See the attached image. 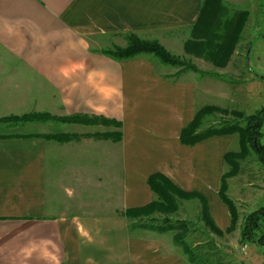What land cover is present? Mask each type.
I'll use <instances>...</instances> for the list:
<instances>
[{
    "label": "crops",
    "instance_id": "obj_1",
    "mask_svg": "<svg viewBox=\"0 0 264 264\" xmlns=\"http://www.w3.org/2000/svg\"><path fill=\"white\" fill-rule=\"evenodd\" d=\"M206 2L0 0V119H57L0 133V264H192L174 232L135 227L125 212L157 199L148 183L155 173L184 189L173 169L182 171L189 154L205 165L218 166L220 157V186L233 136L193 147L180 136L208 97H223L216 80L264 82V52H253L264 42V0L223 1L248 19L229 63H203L213 70L204 75L163 67L152 55L118 61L106 52L126 48L134 35L201 59L185 44ZM72 116L111 123L59 121ZM112 133L122 139L105 137Z\"/></svg>",
    "mask_w": 264,
    "mask_h": 264
},
{
    "label": "trees",
    "instance_id": "obj_2",
    "mask_svg": "<svg viewBox=\"0 0 264 264\" xmlns=\"http://www.w3.org/2000/svg\"><path fill=\"white\" fill-rule=\"evenodd\" d=\"M224 0H207L206 5L200 15V18L193 28L192 40L185 44L187 54L203 58L216 67H225L235 52L239 43L241 33L248 19V13L245 11L232 13L224 5ZM118 61L136 58L140 55H152L162 64L174 67H182L179 73L200 71L193 65L186 64L180 57L173 55L161 43L157 41H143L132 35L129 37V44L126 48H115L106 52ZM223 112L222 109L215 106H206L199 109L194 119L183 128L180 141L186 146H195L207 139L218 136L239 135L240 151H228L224 155L225 164L229 170L223 174L220 180L218 191L219 199L225 204L229 210L231 217L230 226L227 232H232L238 222L239 213L234 201L228 196V180L239 174L240 161H244L253 151L258 160L264 165V145L261 144L262 126L264 123V109L258 113L245 117L242 113H234L235 116L244 120V124L222 125L220 127H210L201 131L203 120L207 115L215 112ZM57 120L48 114H31L24 117H9L0 120V122H30V121H47ZM66 123L81 124H98L100 122L111 123L110 121L100 120L99 118H89L87 116H72L69 118L59 119ZM119 127L121 124L112 122ZM6 137V136H5ZM58 138L69 140V135H60ZM108 139L120 141L121 133H112L105 135ZM149 186L157 195V199L150 204L126 210L125 214L129 219H137L151 217L155 213L175 214L179 210L180 201H192L198 199L202 206V219L213 232L222 236L224 232L217 226L212 218L208 199L199 191H186L175 184L169 177L163 173H155L149 177ZM264 220V208L251 213L242 230L241 244H258L264 247V233H260V221ZM137 227L154 230L159 233L175 232L174 241L189 256L192 264H201L199 258L195 256V251L191 248L187 241V224L184 222L173 223L167 218L158 225H137ZM264 249V248H263Z\"/></svg>",
    "mask_w": 264,
    "mask_h": 264
},
{
    "label": "rangeland",
    "instance_id": "obj_3",
    "mask_svg": "<svg viewBox=\"0 0 264 264\" xmlns=\"http://www.w3.org/2000/svg\"><path fill=\"white\" fill-rule=\"evenodd\" d=\"M257 15L259 14L257 13ZM253 52H258L259 54L264 52V42L257 40ZM181 59L186 64L195 66L199 71H213L210 66L203 64L209 62L203 58L194 60L184 57ZM155 60L163 65L157 58ZM163 67L165 66L163 65ZM172 67L180 71L183 70L182 67ZM199 73L204 75L201 71ZM243 77L229 75L228 77H224L225 81L216 80L217 83H213L216 84V86L213 85L215 90H218V93H223V95L221 94L223 97L213 99L208 97L209 102L207 104H204V101L201 103L205 107L206 105H220L222 107L220 109L223 112H215L214 114L207 115L203 120L201 131L222 125H243L244 120L235 116L234 113H242L243 116L249 117L264 109V82L251 85L243 83ZM214 95L216 97V94ZM19 123L24 122H0L2 128H7L6 130L3 129L4 132L0 131V133L7 134L13 132V129H10L11 126L8 127V125H17ZM261 131V144L264 145V123ZM232 136V138L226 139L225 142L227 145L226 143L224 144L225 149L223 153L227 151H240L239 135L233 134ZM200 161L195 154H189L187 155V161L185 160L186 166L184 169L181 171L175 166L173 172L181 176L180 179L183 182L184 189L187 191H198L200 189L199 192L201 191L200 193L205 195L208 199L212 218L224 232L222 236L213 232L202 219V206L198 199L187 201V203L185 200H181L179 210L175 214L166 215L155 213L151 217L132 219L133 223L136 222L133 226L136 227L137 225L146 224L158 225L166 218L173 223L184 222L187 224L186 241L194 249L195 256L199 258L201 264H264V247H259L257 243L248 245L241 244L242 230L247 217L251 213L264 208V165L258 160V156L251 151L250 156L244 161H240L239 174L228 180L227 194L236 204L239 218L235 230L227 232L226 229L230 226V215L227 207L218 198L219 184H216V173H218V170L221 172L220 157L218 166L214 163L210 164V162H206L207 165H205ZM228 170L229 167L225 165L224 173ZM203 185H206V187H202ZM220 204L225 207H222V209ZM223 212H225V215ZM260 224L261 231L259 234L264 233V220H261Z\"/></svg>",
    "mask_w": 264,
    "mask_h": 264
},
{
    "label": "clouds",
    "instance_id": "obj_4",
    "mask_svg": "<svg viewBox=\"0 0 264 264\" xmlns=\"http://www.w3.org/2000/svg\"><path fill=\"white\" fill-rule=\"evenodd\" d=\"M69 191V195H71L72 193H71V190H68Z\"/></svg>",
    "mask_w": 264,
    "mask_h": 264
}]
</instances>
